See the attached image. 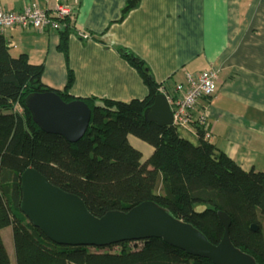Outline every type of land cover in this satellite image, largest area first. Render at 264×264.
Returning <instances> with one entry per match:
<instances>
[{
  "label": "trees",
  "instance_id": "trees-1",
  "mask_svg": "<svg viewBox=\"0 0 264 264\" xmlns=\"http://www.w3.org/2000/svg\"><path fill=\"white\" fill-rule=\"evenodd\" d=\"M137 4L138 0H128L122 18ZM62 22L59 48L68 61L74 23ZM119 50L148 87L142 99L75 98L68 91L74 81L72 70L65 89H53L42 81L44 65L31 63L25 53L14 55L0 33V264H213L161 238L107 247L54 243L20 216L21 174L29 167L80 196L95 216L155 201L214 244L223 237L218 212L224 211L232 219V242L264 264V171L243 170L205 137L207 129L198 128L195 141L175 126L146 121L145 112L161 93L162 83L143 59L124 47ZM47 91L67 102L83 99L91 108L89 128L79 141L47 133L34 122L25 99ZM131 135L153 148L147 159L132 145ZM9 226L14 261L2 235ZM113 246L119 250L111 251Z\"/></svg>",
  "mask_w": 264,
  "mask_h": 264
},
{
  "label": "crops",
  "instance_id": "crops-1",
  "mask_svg": "<svg viewBox=\"0 0 264 264\" xmlns=\"http://www.w3.org/2000/svg\"><path fill=\"white\" fill-rule=\"evenodd\" d=\"M56 1L0 0V5L20 11L33 3L53 7ZM127 1L78 0L68 61L57 31L12 28L3 35L14 55L25 53L31 63L44 65L45 85L64 90L72 70L68 91L75 98L130 101L148 94L120 47L143 59L154 79L175 95L185 91L188 74L217 70L215 93L198 104L208 114L209 141L243 170L264 171V0H138L122 18ZM194 132L181 134L196 141ZM3 230L7 243L10 233Z\"/></svg>",
  "mask_w": 264,
  "mask_h": 264
},
{
  "label": "water",
  "instance_id": "water-1",
  "mask_svg": "<svg viewBox=\"0 0 264 264\" xmlns=\"http://www.w3.org/2000/svg\"><path fill=\"white\" fill-rule=\"evenodd\" d=\"M34 122L45 132L58 134L70 142L87 132L92 110L83 99L63 100L55 91L35 92L25 99ZM145 119L159 126H173V112L167 97L159 93L146 110ZM20 209L47 238L59 245L107 247L124 241L161 238L190 255L213 264H260L231 240V217L218 216L224 227L221 241L214 244L193 224L174 216L155 201H144L131 209L111 210L95 216L84 200L53 184L33 167L21 174ZM252 228L257 230V226Z\"/></svg>",
  "mask_w": 264,
  "mask_h": 264
},
{
  "label": "built area",
  "instance_id": "built-area-1",
  "mask_svg": "<svg viewBox=\"0 0 264 264\" xmlns=\"http://www.w3.org/2000/svg\"><path fill=\"white\" fill-rule=\"evenodd\" d=\"M78 0L69 3L67 0H57L53 7L41 6L33 3L20 11L6 10L0 5V33L6 29L32 27L38 32L59 31L69 19L73 22L76 15ZM84 39L89 38L86 33H80ZM218 71L207 69L198 75H187V87L181 95L168 93L160 88L170 104L173 112V126L180 131L194 128L196 136L198 128L207 129L205 137L209 138L208 114L205 110L199 111L198 104L201 98L211 97L217 89ZM182 92V91H181Z\"/></svg>",
  "mask_w": 264,
  "mask_h": 264
},
{
  "label": "rangeland",
  "instance_id": "rangeland-1",
  "mask_svg": "<svg viewBox=\"0 0 264 264\" xmlns=\"http://www.w3.org/2000/svg\"><path fill=\"white\" fill-rule=\"evenodd\" d=\"M129 139H130V142L132 143L133 146H135L136 148L140 149L143 152V160L147 159L153 148L149 144H147L146 142L142 141L141 139H139L135 136L131 135ZM20 216L24 220L28 221V218H26V216L24 214H20ZM8 232L10 233V238L8 236H6V238H7L6 239L7 240L6 246H7L9 253H10L11 259L14 261L15 260V254H14V244H13V236H12V227L11 226H9L3 230L4 234L5 233L7 234ZM118 250H119V246L111 247V251H118Z\"/></svg>",
  "mask_w": 264,
  "mask_h": 264
}]
</instances>
